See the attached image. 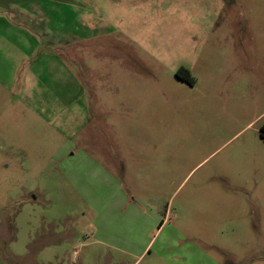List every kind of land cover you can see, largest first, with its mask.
<instances>
[{"label": "rangeland", "instance_id": "374dc122", "mask_svg": "<svg viewBox=\"0 0 264 264\" xmlns=\"http://www.w3.org/2000/svg\"><path fill=\"white\" fill-rule=\"evenodd\" d=\"M0 5V264H264V0Z\"/></svg>", "mask_w": 264, "mask_h": 264}, {"label": "crops", "instance_id": "0c3cea01", "mask_svg": "<svg viewBox=\"0 0 264 264\" xmlns=\"http://www.w3.org/2000/svg\"><path fill=\"white\" fill-rule=\"evenodd\" d=\"M2 5V4H1ZM0 5V6H1ZM10 10L13 13L14 17H21V6L18 5L17 1L11 2L10 4ZM59 44V43H58ZM52 52L56 51L58 54L56 56H53V54H51L50 58L53 59L54 57H57L58 59L57 62L60 64L62 63V58L65 57V54H69L70 53V48H50ZM50 51V52H51ZM17 60V58L15 59V61ZM55 80H53L54 82ZM52 82V83H53ZM64 82L66 83V80L64 78ZM56 83H60L58 80H56ZM55 97V101H63L65 98V96H54ZM28 98H30V100H33L37 103H40L42 98H39L38 95L32 93L29 94ZM78 100L84 101V97H83V93H79L78 95ZM32 101V102H33ZM70 101V98L69 100ZM74 112H77V115L79 117V121L81 122V124L84 126L86 125V123L88 122V117L91 116L90 115V111L88 112L87 110V106L85 105V102L83 104H80V106L74 110ZM94 132V130H93ZM93 132H90L93 133ZM87 133V128L85 127L82 131L81 129H79V133H78V138H79V146L78 148H76L74 153H71L70 155L66 156V152L70 151L72 148L68 147V150H65V146L61 147L59 153H60V158L61 161L63 162V164L68 165V173L71 175V178L69 180H71L73 182V180L75 181V187L78 188L79 190L82 189V178H83V174L80 173V170H82V172L85 173V171H90V172H96L99 174H102L103 176L106 175V177H109L111 179H114L113 176H115L114 172H116L118 170L117 164L111 159V157L109 156H105L104 155H100L104 160H98L99 158L97 157V155H95V151L94 149H90L91 152H93L94 154V158L88 157L85 154H83L80 150H85V146H87L90 142L88 141V137L89 135L86 134ZM75 153L78 154V156H75ZM101 154V153H99ZM79 162V163H78ZM99 162V163H98ZM81 167L80 170L76 169V166L71 168V165H77ZM99 164H106V165H110L111 166V170H109V173H105L102 171V169H98L95 165H99ZM115 166V168H114ZM111 171V172H110ZM108 174V175H107ZM117 176V175H116ZM115 176V177H116ZM118 180V179H115ZM161 225V224H159ZM163 232V231H162ZM161 232V233H162ZM174 235H178L177 230L175 229L173 231ZM160 249H164L165 255L162 257V259L167 262V264H178V243H174L172 241L169 240V238L167 237L166 239L163 240V242L159 245Z\"/></svg>", "mask_w": 264, "mask_h": 264}, {"label": "trees", "instance_id": "16d2710c", "mask_svg": "<svg viewBox=\"0 0 264 264\" xmlns=\"http://www.w3.org/2000/svg\"><path fill=\"white\" fill-rule=\"evenodd\" d=\"M176 77L183 79L187 84L191 86L194 83L193 78L190 76L189 72L185 68H180L176 73ZM259 137L264 142V124L260 127Z\"/></svg>", "mask_w": 264, "mask_h": 264}]
</instances>
